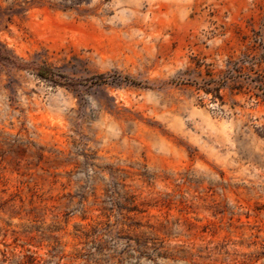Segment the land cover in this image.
<instances>
[{
    "label": "rangeland",
    "instance_id": "obj_1",
    "mask_svg": "<svg viewBox=\"0 0 264 264\" xmlns=\"http://www.w3.org/2000/svg\"><path fill=\"white\" fill-rule=\"evenodd\" d=\"M0 264H264V0H0Z\"/></svg>",
    "mask_w": 264,
    "mask_h": 264
},
{
    "label": "trees",
    "instance_id": "obj_2",
    "mask_svg": "<svg viewBox=\"0 0 264 264\" xmlns=\"http://www.w3.org/2000/svg\"><path fill=\"white\" fill-rule=\"evenodd\" d=\"M219 89H220V87L218 86V87L215 89V92H212L214 98H219V99H221V98H220V95H219Z\"/></svg>",
    "mask_w": 264,
    "mask_h": 264
}]
</instances>
